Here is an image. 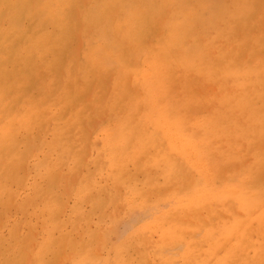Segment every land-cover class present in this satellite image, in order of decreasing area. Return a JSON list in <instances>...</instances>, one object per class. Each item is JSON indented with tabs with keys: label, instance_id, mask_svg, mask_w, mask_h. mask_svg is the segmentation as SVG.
I'll return each mask as SVG.
<instances>
[{
	"label": "rangeland",
	"instance_id": "1",
	"mask_svg": "<svg viewBox=\"0 0 264 264\" xmlns=\"http://www.w3.org/2000/svg\"><path fill=\"white\" fill-rule=\"evenodd\" d=\"M216 262L264 264V0H0V264Z\"/></svg>",
	"mask_w": 264,
	"mask_h": 264
},
{
	"label": "bare ground",
	"instance_id": "2",
	"mask_svg": "<svg viewBox=\"0 0 264 264\" xmlns=\"http://www.w3.org/2000/svg\"><path fill=\"white\" fill-rule=\"evenodd\" d=\"M177 144V143H176ZM189 169V168H188ZM201 181V180H200ZM222 260V259H221ZM220 263V262H219ZM216 264H217V262H216ZM222 264V263H221Z\"/></svg>",
	"mask_w": 264,
	"mask_h": 264
}]
</instances>
